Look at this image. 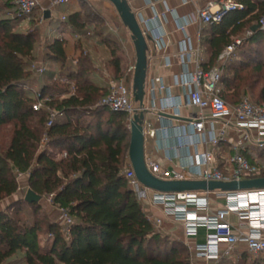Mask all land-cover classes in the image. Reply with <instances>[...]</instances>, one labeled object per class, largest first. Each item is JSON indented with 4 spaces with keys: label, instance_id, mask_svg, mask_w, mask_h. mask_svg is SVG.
I'll use <instances>...</instances> for the list:
<instances>
[{
    "label": "trees",
    "instance_id": "16d2710c",
    "mask_svg": "<svg viewBox=\"0 0 264 264\" xmlns=\"http://www.w3.org/2000/svg\"><path fill=\"white\" fill-rule=\"evenodd\" d=\"M237 1L244 8L209 25L205 41L210 63L215 64L228 45L247 30L253 31L236 49L220 83L221 96L235 104L247 86L264 82V47L259 46L264 39L259 27L264 0ZM90 16L78 9L50 26L86 35ZM20 20L14 0H0V200L19 191L16 172L26 173L28 188L42 197L53 194V203L68 209L74 224L66 233L41 203L19 197L0 211V264L21 254L27 264H188L185 244L155 230L128 186L124 173L130 146L127 116L99 104L107 86L95 82L89 58L80 56L77 68L69 67L64 36L48 39L43 46L44 60L55 63L60 78L67 81L62 87L56 83L63 96L50 98L42 109L34 110L37 94L44 98L51 87L30 90L34 83L30 65L41 41L36 30H15ZM102 34L98 31L96 36ZM101 43L108 48L115 72H122L118 43L107 34ZM71 81L74 92L68 87ZM259 99L256 103L264 105V85ZM50 109L61 115L47 128ZM45 133L49 144L40 149ZM245 154L252 160L249 152ZM260 176L264 177V169ZM22 206L31 209V222L22 217ZM259 258L260 263L252 264H264ZM246 259L243 252L238 261Z\"/></svg>",
    "mask_w": 264,
    "mask_h": 264
},
{
    "label": "built area",
    "instance_id": "2783aa9c",
    "mask_svg": "<svg viewBox=\"0 0 264 264\" xmlns=\"http://www.w3.org/2000/svg\"><path fill=\"white\" fill-rule=\"evenodd\" d=\"M69 1L49 0V9H46L42 0H14L17 15L21 18L15 30L29 31L28 25L38 8L42 9L43 14L47 10L52 14L56 7L65 5ZM127 1L135 13L142 34L146 39L148 36L151 37L150 40L147 39L149 66L156 53L167 48L169 32L165 27V16L172 13L173 9L167 4V0H145V6L152 10V16L147 17L140 7L134 5L137 0ZM194 1L181 0V4L187 5ZM159 3L164 4V9H159ZM243 8L244 4L237 0L210 1L204 7L197 9L189 18L177 22L176 26L178 30L187 32L191 24L199 26L219 24L230 12ZM61 19L65 20L66 15H62ZM153 21L156 26L152 25ZM25 23H27L26 28ZM259 27L264 31V16L259 21ZM252 32V29L247 30L243 37L237 38L228 45L218 56L217 63L208 69L201 65L199 41L193 44L190 36L183 40L179 52L181 61L187 67L191 62L195 64L192 71L187 68L183 76L175 79V84L187 88L186 100L184 103L166 100L153 109L158 110L159 117L168 115L164 112L169 110L172 118L182 119V129L177 133L180 142L174 147L166 143L164 146L167 151L175 147L184 148L187 161L181 162L177 167L168 168L150 159L145 153L146 167L154 176L164 180L197 179L224 182L261 177L262 168L251 162L245 152L251 147H264V105L253 102L247 96H243L238 103L230 105L220 94V83L226 66L234 58L238 46ZM91 34V30L86 32V35ZM30 69L40 73L46 71V67L40 61H33ZM134 72L135 61L127 65L122 77H108L107 92L99 102L113 111L124 113L127 116L129 130L135 113L147 110L146 107L139 108L138 104L134 103ZM167 90L169 86L160 77L146 78L145 91L153 101L157 100L158 92ZM74 91L73 83L71 92ZM37 98L33 105L34 110L42 109L45 106L44 101L50 99L40 98L38 94ZM183 107L189 109L188 114L182 113ZM59 115L61 113L57 110H49L47 128ZM217 123H220V126L217 127ZM142 127L146 144L147 138L154 137L156 131L152 123L145 118ZM229 127L241 131L243 136L233 142L234 153L221 160V166L217 160V153ZM201 143L207 146L202 153L197 150V146ZM48 144L49 137L45 133L41 139L40 149L46 148ZM66 155L64 152L63 156ZM124 173L129 188L142 208L146 204L158 207L164 215L172 217L174 222L180 224L182 242L189 251L188 264H223L226 260H238L243 252L264 259V188L226 192H160L144 186L139 181L130 161ZM25 174L16 172L18 182ZM211 194L213 196H210ZM53 196L51 194L42 197L40 203L56 209L58 216L55 222L62 226L66 233H70L74 219L68 209L53 203ZM218 200L220 206L216 207ZM146 216L155 230L166 234L163 218L150 217L147 214ZM201 227L206 229L205 241L192 244L189 240L198 235Z\"/></svg>",
    "mask_w": 264,
    "mask_h": 264
},
{
    "label": "crops",
    "instance_id": "0c3cea01",
    "mask_svg": "<svg viewBox=\"0 0 264 264\" xmlns=\"http://www.w3.org/2000/svg\"><path fill=\"white\" fill-rule=\"evenodd\" d=\"M216 2L218 0H195L192 3L187 5H182L181 0H167V4L173 9L172 13H169L165 16V27L169 32V38L167 40L166 50H162L159 53H156L155 57L151 60L148 69H147V78L150 77H160L162 81L169 86V90L158 92V97L156 101H153L151 97L146 94L145 96V119L150 121L155 127L156 135L154 137H148L145 144V153L150 158L159 162L163 167L173 168L177 167L181 162H186V151L184 148L175 147L170 151L165 149L164 144H168L171 147L176 146L180 142V138L177 136V133L182 129V119L172 118L169 113V110L164 112L168 115L159 117L158 110L153 109L160 106L161 102H166V100H177L181 103H184L186 100L187 88L183 85L175 84L176 77H181L185 74L187 68L189 71H192L195 68L193 62L189 63L188 67L185 66L179 56V52L183 45V40L190 36L193 44H197L199 41L200 44V59L201 65L203 68L208 69L215 64L210 63L211 52L208 50L207 44L205 43L209 25H196L191 24L188 27L187 32H183L177 29V22L189 18L192 14L196 13L197 9L204 7L208 2ZM46 3H49V0H46ZM145 0H137L134 2L136 7H140L145 16L151 17L152 10L145 6ZM60 7V6H59ZM58 7V8H59ZM158 7L160 10L164 9V4L159 3ZM79 8H73V12ZM56 10V9H55ZM55 10L53 13H55ZM66 15L65 13H63ZM52 16V14H51ZM51 18V17H50ZM46 19V18H45ZM49 19V18H47ZM153 26H156L155 21L152 22ZM200 31V33H199ZM52 33V32H50ZM54 33V32H53ZM245 34V33H244ZM63 36V35H62ZM65 37V36H64ZM68 39V37H65ZM134 46V45H133ZM105 50L108 53L107 46L103 45ZM135 49V48H134ZM43 51V46H40L38 53L40 54ZM109 56V53H108ZM110 60V56H109ZM131 60L130 62H134ZM129 62V63H130ZM212 65V66H211ZM115 71V70H114ZM111 77L110 75L104 79V84L98 83L95 78V82L102 86H107V79ZM166 98V99H165ZM235 104V103H232ZM189 109L186 107L182 108V113L184 115L188 114ZM216 126H220V123H217ZM243 136L241 131L236 130L235 128L229 127L226 129V135L222 142L220 143L219 151L217 153V160H219L220 165L224 158H227L229 155L234 153L233 142L237 141ZM207 149V146L204 144H199L197 150L202 153ZM250 150H246L249 152ZM170 157V158H168ZM222 160V161H221ZM222 166V165H221ZM20 189L17 193L0 200V211L6 210L8 206L19 199L20 190H24L28 185V176L25 174L22 176L19 182ZM210 196H213L212 194ZM42 209L49 214V217L52 220H56L58 212L52 206L43 204ZM220 206V201L216 203V207ZM144 212L150 217H161L164 219V227L167 230L166 235L170 236L174 240H183L182 228L180 224L174 222L172 217L166 216L162 213L161 209L158 207H153L149 204L144 205ZM206 229L201 227L199 233L196 237L190 239L189 241L193 244L203 243L205 241ZM230 261L237 260H228L224 261L223 264H228ZM7 264H27L26 258L24 255H18L9 260Z\"/></svg>",
    "mask_w": 264,
    "mask_h": 264
},
{
    "label": "rangeland",
    "instance_id": "374dc122",
    "mask_svg": "<svg viewBox=\"0 0 264 264\" xmlns=\"http://www.w3.org/2000/svg\"><path fill=\"white\" fill-rule=\"evenodd\" d=\"M42 1L43 6L46 9H49V4L46 3V0ZM74 7L82 9V11L84 12L91 13V21L88 23L87 29L91 30L93 35L89 36L83 35L81 33H76L71 31L68 27H64L63 31L53 30L51 28L50 23H52L56 18L64 15L63 13L68 14L70 12H73ZM55 9V13H52L51 18L45 19L44 14L41 12L42 9L39 8L36 11L35 16L31 18L27 29L29 31L36 30L37 32H39V40L41 41V46H44L46 40L52 39L55 36L60 37L63 35L65 37H68L67 55L69 58V67L76 69L77 59L80 56L87 57L91 61V66L94 70L93 76L95 80L100 84H104V79H106L108 75H110L111 77L120 78L124 75L125 69L127 68L129 62L131 60L136 61V54L131 39V33L128 28L124 26L119 13L111 2L107 0H70L67 4L61 5L59 8L56 7ZM24 26L26 28L27 23H25ZM98 31H103V34L97 37L96 34L98 33ZM106 34L111 36L118 43L117 55L120 57L123 67V70L120 73H116L114 71L115 67L109 60L108 53L103 47V44L101 43L103 36ZM244 35L245 34L241 35L238 38H241ZM259 46L260 49H263L264 39L261 41ZM43 53L44 50L41 51L40 54L38 53L37 58L34 61L43 62L44 66L46 67V71L44 73L33 71L32 77L34 78V83L30 87V90L37 92L40 91V89H42L46 85L48 87H51V89L45 93L44 98L48 97L58 99L62 97L63 94L55 89L57 85L56 83L59 84V87H62L61 85L63 83H67V81L64 78H60V73L56 69L57 66L55 63L51 61L47 62L44 60ZM73 83L74 82L71 81L68 85L70 90L72 88ZM263 85L264 82L261 79L257 81L254 85H251V87L247 86V88L241 92V98L243 96H247L255 103L260 101V91ZM229 104L234 105L232 104V102H229ZM248 150H250L249 153L252 157V160L250 161L264 169V147H251ZM27 189L28 188L25 187L24 190H20L19 197H25ZM22 207V217L29 218L28 222H31V209L27 206ZM43 237V241H47V239H49L47 235H44ZM246 258V262L242 260H237L230 261L228 264L260 263L259 257H255L247 252Z\"/></svg>",
    "mask_w": 264,
    "mask_h": 264
},
{
    "label": "water",
    "instance_id": "95a60500",
    "mask_svg": "<svg viewBox=\"0 0 264 264\" xmlns=\"http://www.w3.org/2000/svg\"><path fill=\"white\" fill-rule=\"evenodd\" d=\"M111 2L120 15L125 27L131 33V39L135 48L136 61L135 72L133 78V99L139 108L145 107V83L147 78L148 58L147 51L149 49L147 39L142 34L141 28L136 19L135 13L127 0H107ZM51 12L47 10L44 18H50ZM257 29V25L252 27ZM145 118V112L141 110L135 113L131 122L130 129V146L129 161L135 171L139 181L146 187L160 192H183V191H236L243 189H261L264 188V177L253 179H244L241 181H206L197 179L186 180H164L154 176L145 164V138L143 135L142 123ZM24 199L29 202L40 203L42 196L37 194L31 188H28Z\"/></svg>",
    "mask_w": 264,
    "mask_h": 264
}]
</instances>
